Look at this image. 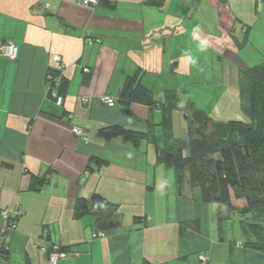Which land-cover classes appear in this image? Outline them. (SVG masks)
I'll use <instances>...</instances> for the list:
<instances>
[{"label":"crops","instance_id":"obj_1","mask_svg":"<svg viewBox=\"0 0 264 264\" xmlns=\"http://www.w3.org/2000/svg\"><path fill=\"white\" fill-rule=\"evenodd\" d=\"M82 1L0 0V42L19 48L16 61L0 57V231L4 210L18 224L7 264H50L41 248L54 244L77 254L60 264H264V253L246 246L254 226L264 229V208L221 221V206L202 202L198 189L180 197L175 170L158 162L161 108L131 104L128 114L100 100L118 98L139 75L158 102L172 91L182 108L214 121L247 120L240 73L264 63V0ZM61 77L68 86L58 105ZM182 110L173 131L187 141ZM113 125L149 140L135 148L97 136ZM94 194L115 209L76 217V200ZM99 218L118 226L100 229ZM235 218L237 235L228 228Z\"/></svg>","mask_w":264,"mask_h":264},{"label":"trees","instance_id":"obj_2","mask_svg":"<svg viewBox=\"0 0 264 264\" xmlns=\"http://www.w3.org/2000/svg\"><path fill=\"white\" fill-rule=\"evenodd\" d=\"M162 8L163 2L149 1ZM247 34L241 48L247 43ZM58 78V73L55 75ZM58 95L64 97L68 81L59 80ZM240 93L247 120L214 121L205 111L194 105L180 106L177 95L169 91L164 102H158L152 91L142 85L140 76L127 78L118 103L131 114V104L159 106L165 146L159 151L158 162L176 172L178 195L186 198V189H198L202 202L220 205L219 217L226 220L234 211L256 214L264 208V63L240 73ZM183 109V110H182ZM182 110L186 116L189 154H185L182 140L174 137L173 113ZM97 136L104 141L122 138L135 148L149 140V133L128 129L121 125L102 128ZM96 209H115L98 194L75 202L76 217ZM100 229H114L117 223H101ZM256 240L247 247L264 253V229L252 228ZM183 233V229L181 230ZM63 251H69L61 248Z\"/></svg>","mask_w":264,"mask_h":264},{"label":"built area","instance_id":"obj_3","mask_svg":"<svg viewBox=\"0 0 264 264\" xmlns=\"http://www.w3.org/2000/svg\"><path fill=\"white\" fill-rule=\"evenodd\" d=\"M100 0H83L82 3L84 6L93 7L99 4ZM49 9V5L46 6ZM19 48L16 44L11 41L0 42V57H5L11 61L18 60ZM54 61L58 64V71H63L65 64L62 62V59L59 56L54 57ZM90 70L88 68L84 69V72L88 73ZM52 80H55L52 78ZM55 84V83H54ZM59 85V83H57ZM58 105H61L63 102V97L56 95ZM101 102L109 107H114L118 103V98L111 96H102L100 98ZM87 102V99H84ZM73 133L76 137L81 138L85 141L88 140L86 132L79 128H74ZM20 213V212H19ZM3 218V225L0 231V264H7L8 260V238L11 232L17 229V222L12 218L11 212L9 210H4L1 212ZM104 233H98L95 237H103ZM60 245L54 244L51 249L42 247L41 251L48 255L50 264H60L63 261L72 260L77 256L76 253L70 251H63ZM208 259L202 257V264H207Z\"/></svg>","mask_w":264,"mask_h":264},{"label":"rangeland","instance_id":"obj_4","mask_svg":"<svg viewBox=\"0 0 264 264\" xmlns=\"http://www.w3.org/2000/svg\"><path fill=\"white\" fill-rule=\"evenodd\" d=\"M184 118H185V116H184ZM183 131H184V129H183ZM182 145H183V147L185 149V154L188 155L189 154V149H188L189 139L186 141V138H184L182 140ZM209 205L216 206V204H209ZM236 219L237 218H235L232 222H230L228 224V228H229V231H232V233L237 235L238 229H237V222H236L237 220Z\"/></svg>","mask_w":264,"mask_h":264},{"label":"water","instance_id":"obj_5","mask_svg":"<svg viewBox=\"0 0 264 264\" xmlns=\"http://www.w3.org/2000/svg\"><path fill=\"white\" fill-rule=\"evenodd\" d=\"M185 118H186V116H185Z\"/></svg>","mask_w":264,"mask_h":264}]
</instances>
